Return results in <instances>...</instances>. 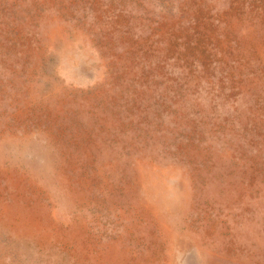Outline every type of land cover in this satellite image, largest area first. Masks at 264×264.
I'll use <instances>...</instances> for the list:
<instances>
[{"label":"rangeland","instance_id":"374dc122","mask_svg":"<svg viewBox=\"0 0 264 264\" xmlns=\"http://www.w3.org/2000/svg\"><path fill=\"white\" fill-rule=\"evenodd\" d=\"M0 264H264V0H0Z\"/></svg>","mask_w":264,"mask_h":264}]
</instances>
